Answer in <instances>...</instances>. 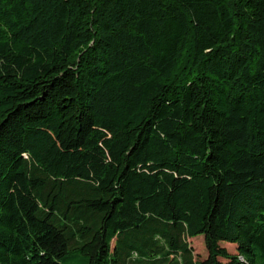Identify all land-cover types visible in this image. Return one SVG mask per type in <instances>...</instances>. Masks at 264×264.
<instances>
[{
  "label": "trees",
  "instance_id": "16d2710c",
  "mask_svg": "<svg viewBox=\"0 0 264 264\" xmlns=\"http://www.w3.org/2000/svg\"><path fill=\"white\" fill-rule=\"evenodd\" d=\"M221 260L264 264V0H0V264Z\"/></svg>",
  "mask_w": 264,
  "mask_h": 264
},
{
  "label": "rangeland",
  "instance_id": "374dc122",
  "mask_svg": "<svg viewBox=\"0 0 264 264\" xmlns=\"http://www.w3.org/2000/svg\"><path fill=\"white\" fill-rule=\"evenodd\" d=\"M190 243L192 247L195 250V254L199 255L202 259H205L208 256V250L205 245L204 237L200 236L193 240H190ZM223 247H226L231 254L236 253V247L233 244L224 243L222 245ZM222 264H228L227 260H221Z\"/></svg>",
  "mask_w": 264,
  "mask_h": 264
}]
</instances>
